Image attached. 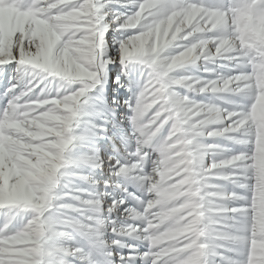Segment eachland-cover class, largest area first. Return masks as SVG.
<instances>
[{
  "label": "snow or ice",
  "instance_id": "1",
  "mask_svg": "<svg viewBox=\"0 0 264 264\" xmlns=\"http://www.w3.org/2000/svg\"><path fill=\"white\" fill-rule=\"evenodd\" d=\"M119 2L0 0V11L6 13L0 77L8 79L0 93V264L82 261L83 250L67 243V224L89 236L111 232L108 244L130 249L109 251V264H135L136 259L142 264H197L196 249H203L206 239L191 224L168 225L188 205L163 199L157 184L171 171L165 167L168 158L184 147L193 157H203L200 166L193 162V171L200 185L197 195L214 205L215 264H256L257 249L264 246V180L253 123L264 96V0H172L167 5L165 0H127L135 5L130 12L111 7ZM132 19L138 20L135 27ZM56 20L66 25L64 32L56 31ZM156 24L171 25L160 51L169 59L170 75L197 58L226 59L236 70L196 81L182 76L170 84L155 83L129 38ZM173 47L178 50L169 52ZM117 64L115 87L106 95L110 66ZM41 66L59 74L47 75ZM26 73L31 76L27 81ZM41 76L56 81L54 90L34 93ZM193 83L202 94L227 91L237 99L222 108L174 92L175 86L192 89ZM212 138L240 147L205 160L224 147L204 142ZM69 177L103 189L69 190ZM122 181L135 182L145 192L146 198L131 195L138 206L122 208L126 197L113 195L117 189L126 192ZM42 202L51 205L50 211L64 213L60 219L65 223L48 240L43 232L29 230L40 220ZM85 208L98 215L85 217ZM121 237L142 241L144 250ZM241 237L242 245L233 243ZM199 264H205L203 255Z\"/></svg>",
  "mask_w": 264,
  "mask_h": 264
},
{
  "label": "clouds",
  "instance_id": "2",
  "mask_svg": "<svg viewBox=\"0 0 264 264\" xmlns=\"http://www.w3.org/2000/svg\"><path fill=\"white\" fill-rule=\"evenodd\" d=\"M138 20L132 19L130 26L135 27ZM56 31L64 32L66 25L59 20L54 22ZM171 25L162 26L156 24L154 27H149L147 31L138 33L135 37L129 38V43L133 48L136 56H138L143 64L151 69V77L155 83H169L176 79L173 75H170L171 68L170 62L167 56L161 55L160 51L168 40V30ZM42 72H46L47 75H58L59 72L56 69L48 66H41ZM42 84V86H40ZM40 86L41 92H49L52 90L51 81L47 80L44 76H41L37 80L34 87ZM159 91V90H157ZM256 125L257 133L259 136L264 137V96L260 97L256 106V116L253 120ZM198 167L202 164L203 157L197 155L192 156L186 147L177 149L168 158L165 163V167L171 169L164 176H161L157 181L160 191L163 194V199L170 200L171 204H179L181 201L187 203V208L183 209L180 213L171 216L168 219V225L172 227H179L185 224H191L196 231L205 237L206 246L203 249H196V260L199 264L200 256L205 257V264H215L213 259V252L215 249L214 231L215 217L213 216L211 209L214 206L211 201L205 200L203 197L197 195L200 191V185L195 179L193 171V162ZM173 176L178 179H184L183 185L178 183L177 180H173ZM66 207H72V205H66ZM50 204L42 202V211L38 213L40 220L38 223L30 226L29 230L32 233L43 232L46 240L53 237L56 233V229L63 225L65 222L60 219L64 213L61 209L49 210ZM187 213V215H185ZM195 213V214H193ZM67 241L73 240V234L76 233L74 227L71 224H67ZM264 235V234H262ZM175 237L169 242H174ZM22 244H27V237L21 238ZM236 245L243 244V238H238L233 241ZM70 264V261H69ZM256 264H264V246L257 249Z\"/></svg>",
  "mask_w": 264,
  "mask_h": 264
},
{
  "label": "rangeland",
  "instance_id": "3",
  "mask_svg": "<svg viewBox=\"0 0 264 264\" xmlns=\"http://www.w3.org/2000/svg\"><path fill=\"white\" fill-rule=\"evenodd\" d=\"M171 2L172 0H165V5ZM205 2H208V0H205ZM111 7L119 10L120 12H130L134 10L135 5L131 3H127V0H120L119 3L112 4ZM5 14L6 13L4 11H0V30H3V28L5 27V23H6L4 19ZM108 18H110V16ZM187 42L188 41H177L176 43L182 45ZM176 50L178 49L173 47L170 48L168 51L172 52ZM205 68L210 69L212 71L206 72L204 71ZM235 70L236 69L233 67V62L228 61L226 59L216 57L206 61L202 58H197L195 60H189L177 66L174 69L172 75L174 77H178L181 74L183 76L189 77L192 81H196L198 80V78H204V77L212 78L216 76H227ZM119 72H120V66L118 64L115 65L113 69L109 70V74H108L109 79H108L107 89L105 91L106 95L110 93L112 89L115 87L112 84V78L114 74H119ZM137 73H139V68H137ZM8 75L10 77H14L15 68L13 69V72L9 73ZM23 79L27 81L31 79V76L26 73ZM51 84H52V89L54 90L56 86V81L52 80ZM7 86H8V79L0 77V93H2ZM40 86H42V84ZM40 86L34 89V93L39 92ZM174 92L180 96L187 95L189 98H191L194 101H207L217 104L222 108L232 107V105L229 104L227 101L237 99V97L233 93L227 91L219 92L215 94L213 93L202 94L198 91L196 83H193L192 89H188L183 85L175 86ZM0 103H2V101H0ZM117 115L119 116V112L117 113ZM204 142L216 143L224 146L221 149H217L214 152L208 153L205 157V160H211L214 158L218 159L221 156L226 155L229 149L238 150L240 147L239 145L232 144L231 142L227 141L224 138H212V139H207ZM257 164L261 172V180H264V137H261L259 135H258V143H257ZM217 182L224 183L223 181H217ZM122 186L123 188L126 189V192L120 189H117L115 192H113V195L117 198L126 197L125 205H121L122 208L123 206L125 207L127 205H136V201L131 198L132 194H134L137 197L146 198L145 192L140 188V186L137 183L130 181H122ZM75 187L88 188L90 191L91 190L99 191L100 189H103V185H100V188L97 189L96 186L94 185H89L84 181H81L74 177H69L68 189L70 190ZM226 187L228 189H231L233 185L229 183L226 184ZM107 191L111 192L112 189L109 188ZM260 196L262 198V208H264V188L261 189ZM73 202L75 203V201ZM83 211L85 217L89 215L92 216L98 215L91 208H85L83 209ZM72 214L78 215V213L75 212H73ZM111 215L116 216L117 213L113 212ZM73 237H74L73 240L67 241V243L71 246L80 247L83 250L82 255L84 257L82 261L78 260L76 264H109V261L111 259L107 255L109 251H113V252L117 250L123 252L130 251V249L128 248L122 247L120 249H117L116 246L108 244L107 241H110L111 239L114 238L111 232H102V235L100 237L89 236L84 233H74ZM100 239L104 240L105 244L96 243V241ZM121 239L124 240V242L127 244L136 245L138 251H143L145 248V244L138 239H134L130 237H121ZM226 255H232V253H226ZM69 259H71V257H69ZM213 259L215 261H218L219 257H214ZM135 264H142V262L139 259H136Z\"/></svg>",
  "mask_w": 264,
  "mask_h": 264
},
{
  "label": "bare ground",
  "instance_id": "4",
  "mask_svg": "<svg viewBox=\"0 0 264 264\" xmlns=\"http://www.w3.org/2000/svg\"><path fill=\"white\" fill-rule=\"evenodd\" d=\"M115 67V65H113V66H110V69H113ZM183 75H179L178 77H182ZM106 89H107V85L105 86V91H106ZM178 92V91H177ZM124 207V206H123Z\"/></svg>",
  "mask_w": 264,
  "mask_h": 264
}]
</instances>
